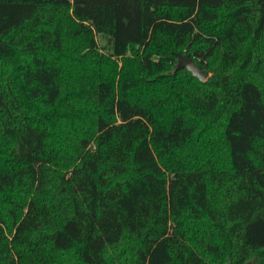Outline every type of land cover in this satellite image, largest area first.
Returning a JSON list of instances; mask_svg holds the SVG:
<instances>
[{"label": "trees", "instance_id": "16d2710c", "mask_svg": "<svg viewBox=\"0 0 264 264\" xmlns=\"http://www.w3.org/2000/svg\"><path fill=\"white\" fill-rule=\"evenodd\" d=\"M0 264H264V0H0Z\"/></svg>", "mask_w": 264, "mask_h": 264}, {"label": "water", "instance_id": "95a60500", "mask_svg": "<svg viewBox=\"0 0 264 264\" xmlns=\"http://www.w3.org/2000/svg\"><path fill=\"white\" fill-rule=\"evenodd\" d=\"M111 39L109 40V42ZM178 62L176 68H186L188 69L193 76L199 78L201 81H206L210 76V72L201 68L194 59L190 56V54H183L180 52L176 53Z\"/></svg>", "mask_w": 264, "mask_h": 264}, {"label": "rangeland", "instance_id": "374dc122", "mask_svg": "<svg viewBox=\"0 0 264 264\" xmlns=\"http://www.w3.org/2000/svg\"><path fill=\"white\" fill-rule=\"evenodd\" d=\"M97 41L99 43V46L104 48V46L106 45L107 41H106V38L102 35H97ZM213 73L210 72V76L212 75ZM209 76V77H210Z\"/></svg>", "mask_w": 264, "mask_h": 264}]
</instances>
